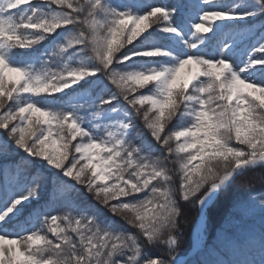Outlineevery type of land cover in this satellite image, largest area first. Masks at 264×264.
Returning <instances> with one entry per match:
<instances>
[{"label": "snow or ice", "instance_id": "snow-or-ice-1", "mask_svg": "<svg viewBox=\"0 0 264 264\" xmlns=\"http://www.w3.org/2000/svg\"><path fill=\"white\" fill-rule=\"evenodd\" d=\"M0 131V264H264V0H0Z\"/></svg>", "mask_w": 264, "mask_h": 264}, {"label": "trees", "instance_id": "trees-1", "mask_svg": "<svg viewBox=\"0 0 264 264\" xmlns=\"http://www.w3.org/2000/svg\"><path fill=\"white\" fill-rule=\"evenodd\" d=\"M142 1L144 3H149L148 0ZM9 144L11 143L9 142ZM18 155L23 156L24 154L22 152H18ZM244 180L250 181L251 186H246L243 183ZM262 192H264V170H257L256 172L249 173L246 177L238 179L233 185L232 189L221 195L215 207L212 209L211 217L213 223H219L223 218L229 215H232L235 220H239V217L234 209V204L238 200L247 199L250 196L258 197ZM195 215V210H192L189 213L190 222L189 226L185 229L184 238L181 246V251L185 253L188 251L191 244L192 221H194ZM256 223L259 224L258 219Z\"/></svg>", "mask_w": 264, "mask_h": 264}, {"label": "rangeland", "instance_id": "rangeland-1", "mask_svg": "<svg viewBox=\"0 0 264 264\" xmlns=\"http://www.w3.org/2000/svg\"><path fill=\"white\" fill-rule=\"evenodd\" d=\"M149 3H161V2H169V0H148ZM141 2H143L141 0ZM186 2H189V3H196L198 2V0H186ZM5 136V134L0 131V139H6V137H3ZM11 143V141H9ZM13 150L12 152L9 153L8 157H7V161H4L5 159H0V166H7V167H10L11 166V163H9L8 161L11 159V160H18L21 156L18 155V152L15 150V146L13 145ZM9 158V159H8ZM14 158V159H13ZM44 174L47 175V170L45 169L44 170ZM191 232H192V229H191ZM192 246V238H191V244H190V247L188 250H190Z\"/></svg>", "mask_w": 264, "mask_h": 264}, {"label": "water", "instance_id": "water-1", "mask_svg": "<svg viewBox=\"0 0 264 264\" xmlns=\"http://www.w3.org/2000/svg\"><path fill=\"white\" fill-rule=\"evenodd\" d=\"M188 254H189L190 256L194 254V253L192 252V247H191L190 250L188 251Z\"/></svg>", "mask_w": 264, "mask_h": 264}]
</instances>
